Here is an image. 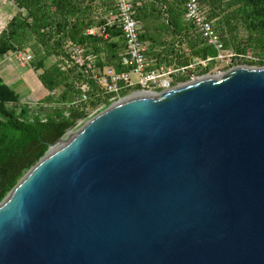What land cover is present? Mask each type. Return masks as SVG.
I'll return each instance as SVG.
<instances>
[{
  "label": "water",
  "instance_id": "1",
  "mask_svg": "<svg viewBox=\"0 0 264 264\" xmlns=\"http://www.w3.org/2000/svg\"><path fill=\"white\" fill-rule=\"evenodd\" d=\"M98 110L1 200L0 264H264V67Z\"/></svg>",
  "mask_w": 264,
  "mask_h": 264
},
{
  "label": "rangeland",
  "instance_id": "2",
  "mask_svg": "<svg viewBox=\"0 0 264 264\" xmlns=\"http://www.w3.org/2000/svg\"><path fill=\"white\" fill-rule=\"evenodd\" d=\"M120 1L75 0L66 14H53L52 22H34L33 27L22 23L19 35L24 44L15 51L10 50L14 43L7 38V32L2 36L4 27L0 34V80L10 109L18 110V105L52 108L61 106L64 101L69 104L77 99L81 88L87 89L88 96L87 104L83 105L87 110L84 122L100 112L101 106H110L112 103L104 101L105 97L97 91L99 86L94 75H82L78 67L83 60H90L101 72L103 67L117 68L121 43L113 33L111 39L98 42L80 44L77 41L85 24L105 16L108 10L117 11ZM124 1L136 6L134 16L149 52L157 53L167 50L174 42L181 43L179 67L185 70L178 77H172L173 85L222 74L239 66L264 67L263 35H251L246 29L241 20L242 3L237 0H198L202 16L213 22L219 34L216 45L201 41L196 29L189 26L183 9L186 0ZM261 5L264 8V2ZM51 8L54 11L55 7ZM237 10L240 13L235 15ZM23 13L26 15L25 11ZM48 33L52 36L44 47L41 42L46 41ZM131 93L125 92L120 98ZM99 101L98 105L91 104Z\"/></svg>",
  "mask_w": 264,
  "mask_h": 264
},
{
  "label": "trees",
  "instance_id": "3",
  "mask_svg": "<svg viewBox=\"0 0 264 264\" xmlns=\"http://www.w3.org/2000/svg\"><path fill=\"white\" fill-rule=\"evenodd\" d=\"M10 1L0 0V34L13 16L2 32V36L7 32V38L14 43L10 50L15 51L24 44V41H20L19 35L22 23L33 27L34 22H52L53 14H66L73 7L72 3L75 0ZM237 1L242 3L241 20L246 29L251 35L261 33L264 39V8L261 5L264 0ZM48 4L55 7L54 11H51L52 8ZM24 11L26 15H24ZM238 13L240 10L235 11V15ZM189 26L191 25L189 24ZM109 33L120 35L116 31ZM51 36L48 33L46 41L41 42L44 47H47ZM101 40L105 39L85 36L81 32L77 42L83 44L88 41L98 42ZM180 48L181 43L174 42L167 50H160L158 55L165 57V60L173 56L172 60L175 62V66L179 67ZM2 89L3 85L0 80V202L20 178L44 156L49 144L54 143L68 129L73 128L79 120L87 116L85 110L72 107L70 103H64L65 101L63 104L61 103V106L47 109L32 110L28 105L19 106L17 103L14 105H18V110L15 109L16 107L10 109V106H5L8 102L5 100ZM99 103L100 101L91 104L98 105Z\"/></svg>",
  "mask_w": 264,
  "mask_h": 264
},
{
  "label": "built area",
  "instance_id": "4",
  "mask_svg": "<svg viewBox=\"0 0 264 264\" xmlns=\"http://www.w3.org/2000/svg\"><path fill=\"white\" fill-rule=\"evenodd\" d=\"M138 5V4H136ZM135 4L121 0L118 10H108L105 16H100L92 20L91 24H85L83 35L95 36L102 39L112 38L109 32H119L114 34L121 43L122 50L118 54L117 68H99L95 63L83 60L78 67L82 75L93 74L94 81L98 84L104 101L111 105L140 92L162 93L166 90L179 86L173 85L172 77H178L184 68L175 66L173 56L165 60L146 49L141 38L139 25L134 16ZM183 9L189 24L196 29V34L204 42L216 45L219 34L216 32L213 22L202 16L198 7V0H186ZM162 59L164 61H162ZM165 62V63H164ZM172 63V65L170 64ZM170 64V65H169ZM98 91V92H99ZM132 91L125 98L120 95ZM98 95V94H97ZM87 89L81 88L78 97L70 103V106L87 111L83 105L87 104ZM110 105V106H111ZM47 109V106L42 107ZM37 110L38 108H31Z\"/></svg>",
  "mask_w": 264,
  "mask_h": 264
},
{
  "label": "bare ground",
  "instance_id": "5",
  "mask_svg": "<svg viewBox=\"0 0 264 264\" xmlns=\"http://www.w3.org/2000/svg\"><path fill=\"white\" fill-rule=\"evenodd\" d=\"M125 99H126V98H125ZM71 134H72V133H70V134L67 136V138H68ZM67 138H66V139H67Z\"/></svg>",
  "mask_w": 264,
  "mask_h": 264
},
{
  "label": "crops",
  "instance_id": "6",
  "mask_svg": "<svg viewBox=\"0 0 264 264\" xmlns=\"http://www.w3.org/2000/svg\"><path fill=\"white\" fill-rule=\"evenodd\" d=\"M17 9V8H16ZM158 53V52H157ZM157 53L154 52L155 55H157ZM158 56V55H157Z\"/></svg>",
  "mask_w": 264,
  "mask_h": 264
}]
</instances>
